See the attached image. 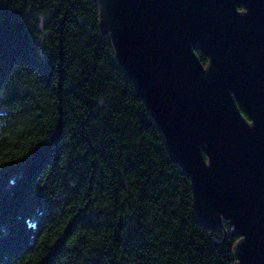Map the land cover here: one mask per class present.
Masks as SVG:
<instances>
[{"label": "trees", "instance_id": "1", "mask_svg": "<svg viewBox=\"0 0 264 264\" xmlns=\"http://www.w3.org/2000/svg\"><path fill=\"white\" fill-rule=\"evenodd\" d=\"M239 239L201 223L96 3L0 0V264H236Z\"/></svg>", "mask_w": 264, "mask_h": 264}, {"label": "water", "instance_id": "2", "mask_svg": "<svg viewBox=\"0 0 264 264\" xmlns=\"http://www.w3.org/2000/svg\"><path fill=\"white\" fill-rule=\"evenodd\" d=\"M93 1L201 223L226 220L236 264H264V0Z\"/></svg>", "mask_w": 264, "mask_h": 264}]
</instances>
